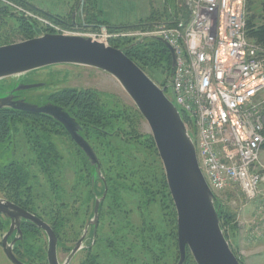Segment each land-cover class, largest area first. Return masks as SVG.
Segmentation results:
<instances>
[{"label":"rangeland","instance_id":"rangeland-1","mask_svg":"<svg viewBox=\"0 0 264 264\" xmlns=\"http://www.w3.org/2000/svg\"><path fill=\"white\" fill-rule=\"evenodd\" d=\"M183 1L83 0L79 6L80 0H0V46L50 31L46 30L51 29L48 24L71 36L82 37L107 30H161L187 18V5ZM261 1H248L247 15L252 23L262 21ZM24 23L30 27L26 28ZM108 26L125 28L108 29ZM151 39L156 37L118 36L104 43L125 51L131 44ZM144 72L168 91L170 71L165 64L146 68ZM38 82L44 86L18 95L38 104L52 102L69 112L94 150L103 180L93 175L83 152L56 120L3 109L0 198L22 205L52 226L58 240V260L62 262L91 219L95 199L105 193L95 233L92 227H87L83 247L69 264H176L175 208L150 129L131 99L106 72L70 64L39 68L18 79H2L0 93L18 83ZM65 91H70L72 97H68L65 106L57 104L55 96ZM86 96L93 101L92 106L81 111L77 107L79 97L86 99ZM95 114L101 119L95 124L87 122ZM190 134L194 139L195 133ZM257 170L263 178L257 200L244 198L236 187L214 193L215 206L226 212L220 221L222 230L241 264H264V218L262 213L258 214L264 198V149ZM7 229L8 220L0 215V264H13L1 246V237ZM21 229L14 255L24 263L47 264L46 234L33 227ZM183 264H195L189 251Z\"/></svg>","mask_w":264,"mask_h":264},{"label":"water","instance_id":"water-1","mask_svg":"<svg viewBox=\"0 0 264 264\" xmlns=\"http://www.w3.org/2000/svg\"><path fill=\"white\" fill-rule=\"evenodd\" d=\"M82 1L80 0L79 6ZM156 40L169 52L168 79L171 80L175 66L174 51L161 37H156ZM56 64L79 65L106 72L118 82L145 119L162 162L166 184L176 212V264L185 262L187 251L195 264H241L222 230L215 206L216 197L199 168L192 136L177 105L167 98L165 87L158 86L127 57L124 49L107 46L104 42L94 41L89 37L44 33L0 46V80L18 79L31 71ZM41 86H44V83H18L10 90L3 91L0 93V110L11 109L41 114L56 120L83 152L93 168V175L103 180L99 160L82 136L81 126L76 119L52 102L38 104L18 95L21 91ZM104 196L105 193L95 199L91 219L62 262L58 260V240L50 226L19 206L0 198V214L11 221L9 229L1 237V246L6 257L13 264H34L20 261L13 252L15 242L21 239L20 221L24 219L35 224L46 234L47 264H69L83 247V239L89 225L95 233L99 205ZM14 231L17 236L9 241Z\"/></svg>","mask_w":264,"mask_h":264},{"label":"built area","instance_id":"built-area-1","mask_svg":"<svg viewBox=\"0 0 264 264\" xmlns=\"http://www.w3.org/2000/svg\"><path fill=\"white\" fill-rule=\"evenodd\" d=\"M183 3L188 16L172 27L107 30L89 37L105 43L118 36L167 41L175 66L165 94L186 118L188 131L195 133L207 185L213 193L236 187L244 198L257 200L263 180L257 164L264 144V47L246 34L247 0ZM48 25L51 29L45 32L69 35ZM261 213L264 218V198L258 206Z\"/></svg>","mask_w":264,"mask_h":264},{"label":"trees","instance_id":"trees-1","mask_svg":"<svg viewBox=\"0 0 264 264\" xmlns=\"http://www.w3.org/2000/svg\"><path fill=\"white\" fill-rule=\"evenodd\" d=\"M248 1L246 3V7L248 10ZM260 10L262 13V21L259 24L252 23L248 18L246 20V30H247V36L252 39L256 44L264 47V0L260 3ZM26 22V21H25ZM28 23V21L26 22ZM25 24L26 28L29 26L28 24ZM32 26H37L35 23H30ZM30 27V26H29ZM28 27V29H30ZM108 29H124L125 27H107ZM47 30V29H46ZM31 31V30H30ZM149 42H138L134 45H130L127 47V49L124 51L128 58H130L132 61H134L143 71H146V68H154L156 66H160L161 64H165L168 71H170V55L166 47L159 41L155 39L148 40ZM165 86V84H163ZM70 96V91H65L61 95L55 96L56 98L54 101L59 104L65 106L67 103L66 100ZM72 97V96H70ZM86 99H81L79 97V104H77V107L81 111H84V109H88L90 106H92V100L89 96L85 97ZM93 112V107L91 108ZM97 111V109H96ZM94 113V112H93ZM87 117V114H85ZM78 116V115H77ZM79 117V116H78ZM92 119H89L87 122L91 124H95L96 120H100V116L93 115ZM80 118V117H79ZM186 118H184V121ZM98 122V121H97ZM264 149V144L262 145V150ZM220 221L222 222L225 218L224 214L226 215L225 211H222L221 208L218 210Z\"/></svg>","mask_w":264,"mask_h":264},{"label":"flooded vegetation","instance_id":"flooded-vegetation-1","mask_svg":"<svg viewBox=\"0 0 264 264\" xmlns=\"http://www.w3.org/2000/svg\"><path fill=\"white\" fill-rule=\"evenodd\" d=\"M13 15L15 16L16 14L15 13H13ZM17 15H18V13H17ZM20 17H23V16H21V15H19ZM25 17V16H24ZM28 17V16H27ZM27 17H25V18H27ZM25 20H29L28 18L27 19H25ZM84 26H85V24H84ZM44 32V31H43ZM43 32L41 33V34H43ZM44 33H50V32H44ZM20 96V95H19ZM21 97V96H20ZM76 144V143H75ZM77 145V144H76ZM77 147H78V145H77ZM79 148V147H78ZM3 199V198H2ZM3 200H5V199H3ZM11 203H13V202H11ZM13 204H15V205H17V206H19L20 208H22V209H24L25 211H27V212H29V213H31L32 215H35L36 217H38L39 219H41L39 216H37L36 214H34V213H32V212H30L29 210H27L25 207H23L22 205H19V204H17V203H13ZM0 215H3V214H0ZM3 217L4 218H6L4 215H3ZM7 219V218H6ZM8 220V229H9V227H10V224H11V221L9 220V219H7ZM42 220V219H41ZM42 221H44V220H42ZM45 222V221H44ZM46 223V222H45ZM48 224V223H47ZM88 224V223H87ZM49 225V224H48ZM23 226H26V227H33V228H37V229H40V228H38L37 226H35V224H33V223H31L30 221H27V220H24V219H21V221H20V229L23 227ZM50 226V225H49ZM90 227H92L91 225H89ZM50 228L53 230V228H52V226H50ZM7 229V230H8ZM22 230V229H21ZM40 230H42V229H40ZM43 231V230H42ZM44 232V231H43ZM17 235H16V233H15V231L12 233V235H11V239H8L9 241H11L14 237H16ZM18 241H20V240H17L16 242H15V244H14V246H13V252H14V248H15V245H16V243L18 242ZM188 252V251H187ZM186 257H187V254H186Z\"/></svg>","mask_w":264,"mask_h":264},{"label":"bare ground","instance_id":"bare-ground-1","mask_svg":"<svg viewBox=\"0 0 264 264\" xmlns=\"http://www.w3.org/2000/svg\"><path fill=\"white\" fill-rule=\"evenodd\" d=\"M173 49V48H172ZM195 153H196V151H195ZM196 157H197V155H196Z\"/></svg>","mask_w":264,"mask_h":264}]
</instances>
